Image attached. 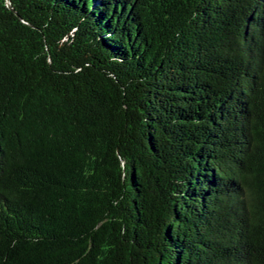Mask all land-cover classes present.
<instances>
[{"label":"trees","instance_id":"16d2710c","mask_svg":"<svg viewBox=\"0 0 264 264\" xmlns=\"http://www.w3.org/2000/svg\"><path fill=\"white\" fill-rule=\"evenodd\" d=\"M0 264H264V0H0Z\"/></svg>","mask_w":264,"mask_h":264}]
</instances>
